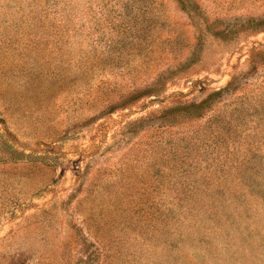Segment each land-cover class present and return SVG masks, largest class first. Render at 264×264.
Segmentation results:
<instances>
[{
    "label": "rangeland",
    "instance_id": "374dc122",
    "mask_svg": "<svg viewBox=\"0 0 264 264\" xmlns=\"http://www.w3.org/2000/svg\"><path fill=\"white\" fill-rule=\"evenodd\" d=\"M0 264H264V0H0Z\"/></svg>",
    "mask_w": 264,
    "mask_h": 264
}]
</instances>
